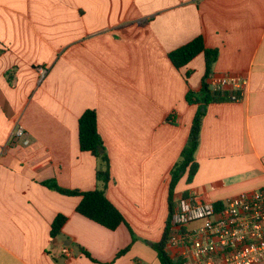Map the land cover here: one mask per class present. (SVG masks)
<instances>
[{
  "label": "crops",
  "instance_id": "1",
  "mask_svg": "<svg viewBox=\"0 0 264 264\" xmlns=\"http://www.w3.org/2000/svg\"><path fill=\"white\" fill-rule=\"evenodd\" d=\"M198 36L219 51L212 74L246 84L239 101L203 108L198 171L175 198L220 202L264 188V0H0V264H161L152 246L166 222L151 232L148 191L168 202L201 105L186 95L205 74L202 53L180 69L168 54ZM88 109L110 160L105 193L127 221L115 230L78 214L80 197L42 185L101 187L97 158L79 147Z\"/></svg>",
  "mask_w": 264,
  "mask_h": 264
},
{
  "label": "built area",
  "instance_id": "2",
  "mask_svg": "<svg viewBox=\"0 0 264 264\" xmlns=\"http://www.w3.org/2000/svg\"><path fill=\"white\" fill-rule=\"evenodd\" d=\"M210 89L239 101L245 80L229 75L208 78ZM17 125L15 138L25 136ZM28 144V141H25ZM168 253L180 264H262L264 262V188L242 192L220 202H205L193 194L177 198L169 221ZM62 253L72 254L67 247Z\"/></svg>",
  "mask_w": 264,
  "mask_h": 264
},
{
  "label": "trees",
  "instance_id": "3",
  "mask_svg": "<svg viewBox=\"0 0 264 264\" xmlns=\"http://www.w3.org/2000/svg\"><path fill=\"white\" fill-rule=\"evenodd\" d=\"M201 53L204 55L205 60V74L202 79L201 89L199 92L189 90L186 95V101L189 104L201 103V105L194 116L187 143L180 153V159L171 169L168 187V217L161 240L154 243L152 246L161 264H180V261L172 258L166 249L169 234V221L174 210L175 190L178 183L185 175L187 176L186 182L190 183L198 171L199 166L195 159V153L199 145L201 125L205 114L202 109L209 103L229 100V93L214 92L210 89L208 78L212 74L213 65L217 61L219 51L217 49L207 48L202 36H198L189 43L170 52L168 56L174 67L180 69ZM190 75V72H188L186 74V79H188ZM78 140L80 150L89 152L96 157L99 162L95 176L97 181L101 184V187L91 191H80L62 189L54 181H46L43 182L42 185L67 196L80 197L81 200L76 206V212L109 230H115L122 224L127 225V221L122 212L109 200L105 193L107 185L111 180L110 160L98 131L97 113L95 110H85L79 118ZM184 195H187V193ZM66 221L67 216L64 214H59L55 217L50 229L52 238L57 237L61 233L62 227ZM128 250L129 248H126L121 251L118 256L125 254Z\"/></svg>",
  "mask_w": 264,
  "mask_h": 264
},
{
  "label": "rangeland",
  "instance_id": "4",
  "mask_svg": "<svg viewBox=\"0 0 264 264\" xmlns=\"http://www.w3.org/2000/svg\"><path fill=\"white\" fill-rule=\"evenodd\" d=\"M180 158H177V160L175 161V163H177L179 161ZM185 181H187V177L185 179ZM184 186V183H182V186L180 188H182ZM176 192V191H175ZM125 193H128L130 195L133 194H137L136 191L134 192H130L129 190H126ZM161 194L162 191H156L153 188H151V190L148 191V195H149V202H150V210H151V220L153 219V227H150V230L152 233H157L159 227L164 228L165 222L167 220L168 217V210H167V204L168 202L165 201H161ZM176 198H174V202H176ZM155 203V205H154ZM153 205L155 206L153 209ZM153 209V210H152ZM164 222V224H163ZM163 233V229L161 230V238H162V234ZM160 238V240H161ZM148 244L151 245L153 244V241L150 240L148 241Z\"/></svg>",
  "mask_w": 264,
  "mask_h": 264
},
{
  "label": "water",
  "instance_id": "5",
  "mask_svg": "<svg viewBox=\"0 0 264 264\" xmlns=\"http://www.w3.org/2000/svg\"><path fill=\"white\" fill-rule=\"evenodd\" d=\"M203 110V109H202ZM152 245V244H151Z\"/></svg>",
  "mask_w": 264,
  "mask_h": 264
}]
</instances>
